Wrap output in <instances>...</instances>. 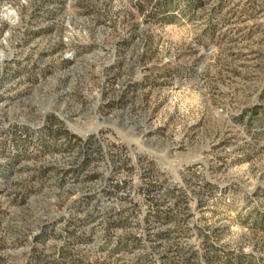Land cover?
<instances>
[{
  "label": "rangeland",
  "instance_id": "rangeland-1",
  "mask_svg": "<svg viewBox=\"0 0 264 264\" xmlns=\"http://www.w3.org/2000/svg\"><path fill=\"white\" fill-rule=\"evenodd\" d=\"M0 264H264V0H0Z\"/></svg>",
  "mask_w": 264,
  "mask_h": 264
},
{
  "label": "clouds",
  "instance_id": "clouds-1",
  "mask_svg": "<svg viewBox=\"0 0 264 264\" xmlns=\"http://www.w3.org/2000/svg\"><path fill=\"white\" fill-rule=\"evenodd\" d=\"M15 13L14 12H9L8 13V16H12V15H14ZM14 22V21H13Z\"/></svg>",
  "mask_w": 264,
  "mask_h": 264
}]
</instances>
